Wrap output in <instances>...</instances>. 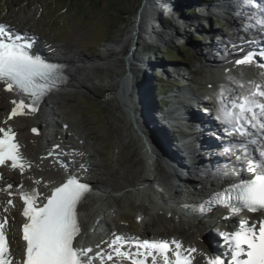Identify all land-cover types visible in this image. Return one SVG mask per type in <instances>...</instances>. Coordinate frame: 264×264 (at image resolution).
Segmentation results:
<instances>
[{"label":"snow or ice","instance_id":"6c2138e0","mask_svg":"<svg viewBox=\"0 0 264 264\" xmlns=\"http://www.w3.org/2000/svg\"><path fill=\"white\" fill-rule=\"evenodd\" d=\"M240 2L242 6L257 4V0ZM259 10L260 14L253 16L260 25L259 30L264 31V4L259 5ZM33 48V37L16 33L0 23V83L5 85V91L23 94L19 101H11L14 106L9 120L36 112L42 99L66 81L67 66L48 61L34 53ZM257 55L264 59V40L260 42L258 52L249 51L235 64H252ZM258 66L264 68V63H258ZM239 86L245 88L242 82ZM23 97L29 102L26 103ZM217 104L216 118L223 125L222 131L238 138L229 142L226 151L235 155L236 163L231 174L240 179L214 193L208 204L223 206L232 215L243 210L264 214V82H249L246 91L228 99L222 89L217 95ZM32 132L38 134L36 128ZM16 135L11 127H0V166L10 162L11 169L23 174L31 164L24 159ZM55 147L59 148V145ZM245 172L249 174L248 178L243 177ZM34 183L40 186L41 181L34 180ZM51 185L48 192L26 189L23 184L15 192H8L10 196L18 194L23 202L21 231L25 243L23 256L19 259L13 257L5 232L7 218L0 221V264H95L97 257H106L107 261L117 264L112 253L93 254V249L79 243L78 205L91 190L90 186L72 174L58 184L51 182ZM7 189H13L11 182L7 183ZM2 191L5 189L0 186ZM8 204L14 206L11 199ZM198 207L202 210L204 206ZM220 236L228 249V264H264V219L254 223L241 220L235 230ZM105 243L115 253V258L128 260L130 264H193V254L197 252L195 248L183 249L175 239L141 240L113 234V238ZM206 264H226V261L213 254L206 259Z\"/></svg>","mask_w":264,"mask_h":264},{"label":"bare ground","instance_id":"6f19581e","mask_svg":"<svg viewBox=\"0 0 264 264\" xmlns=\"http://www.w3.org/2000/svg\"><path fill=\"white\" fill-rule=\"evenodd\" d=\"M180 1H185V4H182L184 5V8H180ZM228 3L234 6L237 4V2H235L236 4H233L232 2ZM215 5L217 7L213 6L211 9L214 10V8H217L219 10V5ZM153 6H156L163 11L167 10L169 15H176L175 17L180 19H183L180 12L196 10L195 7L193 6L192 8L186 0H145V9L140 15L138 26L135 25L133 29L134 33L137 34V31H140L142 26L147 27L149 21H153L148 15V10ZM202 7H200V9H204L203 11H205L206 9ZM206 7L208 8L209 5L206 4ZM207 11L209 12L206 13H210L209 8ZM184 20L180 21L184 22ZM22 24L23 23H20L18 26V29L21 31L25 28ZM235 29L237 37L242 38L243 32L240 27H236ZM245 31L249 32L247 29ZM225 38L227 41H232V39H229L228 37ZM127 44L128 38H124L113 45L119 48L118 51L110 53L109 49L105 48L103 56L100 57L99 62H101V64L106 62L108 68L113 74L114 89H112V92L119 104L116 109L117 114L126 122V129L128 130L130 140L132 141V156L136 158L135 160H127L123 148L120 149L119 142H117L120 159L118 158L119 160L115 161L114 169L104 173L102 170L103 166L101 167L95 160V158L99 157L98 150L93 143L89 141L87 131H79L75 128V126L78 127L77 121L65 116V118L62 119V125L61 127L59 126V128L55 127V123L51 122L49 118L50 114L46 110L53 105L59 104L56 102V98L54 99L53 97L49 100L47 99L43 101L41 109H39L32 119L9 120V116L7 115V118L2 120V124H0L1 127H11L13 131L16 132L17 138L22 147V155L24 159L31 164V168H27L23 174L17 170L21 177L18 176L19 174L17 175L16 170L11 168H6V172L0 176V186H3L5 189L0 195V201L8 204V201L11 199L14 205L10 206L8 210L3 213V216L6 214H14L12 216H15L14 223L10 224L7 222L5 227L9 239L12 237L14 229L20 224L18 214L21 205L18 201L19 195L15 194L10 196L8 192H15L21 184H23L26 189L36 188L37 191L48 192L49 188L52 186L51 182L58 184L66 179L69 174L76 175L80 179L91 182L94 186V191L90 193L80 205V223L83 229H85V227L95 228L94 225H97L95 222L99 221L100 218L102 225L107 224L104 217L109 209V204L114 202L117 197L123 199L126 195L134 198L135 201L138 200L140 202L148 203L150 208L157 213L163 211L167 214L168 212L166 211L168 210L172 212V217L176 218V220H186L184 217L181 218L180 216L183 215V209H179L182 204L191 208L192 201H202L206 199L210 193L214 192L212 190L219 188L221 181L217 177L225 176V171L224 169H220L215 157L209 158L212 151L209 148H206L208 142L200 141L199 143L185 140L186 145H175L176 141L173 138L171 130L172 125L171 123H165V117L169 111L175 113L174 107L180 110V108L174 104L175 93L168 96L169 102L167 101V103L169 104L167 106V113L164 109L162 110L164 105L163 102L160 103V106L155 105L157 101L159 104L160 99L156 100L157 97L152 94L153 85H150V83L153 81L148 73L150 65H138V67H136L134 63L136 60L133 57L134 53H125ZM68 49L70 48L64 47L58 49L52 47L50 49L52 50L53 57L69 64V82L66 85V88H80L87 90L89 88L87 87L86 82H89L92 79L87 72L84 73L81 71V68L75 66L78 59L77 54L67 56L68 54H66V52L63 53L64 51H68ZM118 55L127 57L125 58V61L128 64L127 68L129 67L128 75H124L120 72L118 73L119 61L113 60V57H117ZM224 60L225 59H223V61ZM203 63L204 60H200L199 66L202 67ZM84 64L86 67H89L90 65H93L94 62ZM230 73H232V75H241L240 83H244L245 91L249 87V82H264L263 76L253 74L249 67H243ZM220 74L221 80L224 81L227 78V75L224 74V71H221ZM207 84L214 86L212 81H208L206 85ZM214 88L218 91V87L214 86ZM57 94H61V91ZM2 109L4 110L5 108L2 107ZM3 110V114L9 112V110ZM37 125H40L44 129L52 128L54 132V138L52 139L53 144L47 142L43 133H40L36 139L33 137L31 129ZM141 125H143L144 128L146 127L148 130L145 129L149 133L153 134L152 136L160 143L161 147L164 148L163 150H165L168 157H170L172 165L178 168L177 171L179 173L182 171L186 175L199 179L198 182L191 186L192 192L184 191L183 188L178 189L175 185L177 175L172 171V168H170L167 162L164 161L163 157L159 156L154 148L152 150L149 140L144 139L143 136L137 132L135 126L141 127ZM117 138L120 140L121 135ZM56 145H59V148H56ZM50 152L52 153L51 156H49ZM60 153L63 156L65 155L66 161H61L59 159ZM224 158L225 157H223V159ZM223 159L219 163H221ZM61 165L66 167H62ZM104 165L107 169L110 166L108 163H105ZM179 168L181 169L179 170ZM34 180H40V186H37L34 183ZM9 182L13 184L12 190L7 189V183ZM44 185H48V187H44ZM209 219L210 220L206 223H191L189 229H191L192 238L186 243L180 241L174 236L170 239H166L165 237L161 238L159 235L156 236L159 237V239L169 241L175 239L182 244L183 249H197V252L193 254L195 257L193 264H206L207 256L203 253L202 248H204L203 244H206L205 242L210 237L208 231L213 227H216L217 229L221 228L220 224L214 220L213 215H210ZM259 219H261V217ZM254 221H257V219L254 218ZM254 221L251 223H254ZM206 224H208L207 227ZM108 232L109 236L106 241H110L113 238L111 230L108 229ZM130 235L127 237H130ZM146 236L148 238H153L150 234ZM144 238L146 237H142V240ZM106 241H98L97 251L99 253L108 252L115 254L108 248L107 243H105ZM10 245L12 247V256L19 259L21 253L19 242L16 241L13 243L11 240ZM172 247L174 248L175 246L173 245ZM104 260H106V257ZM119 262L130 264L126 260H119Z\"/></svg>","mask_w":264,"mask_h":264},{"label":"rangeland","instance_id":"374dc122","mask_svg":"<svg viewBox=\"0 0 264 264\" xmlns=\"http://www.w3.org/2000/svg\"><path fill=\"white\" fill-rule=\"evenodd\" d=\"M186 1L193 8V6L202 7L217 0ZM180 3V8H184L182 4H185V1H180ZM144 9L145 0H90V3L83 0H0V20L4 19L17 28L20 23H23L24 29L29 34L39 35L49 47L70 48L63 53L66 52L67 56L77 54V67L91 77L92 80L86 82L89 89L64 88L61 94L53 96L59 104L51 106L46 111L49 112V118L53 123L54 121L62 123V119L67 116L77 121L78 127L75 126L77 130L87 131L89 141L99 152V157L95 160L101 167L103 166L104 173L114 169L115 161L120 159L117 142H119L120 149L123 148L127 160L136 159L132 156V141L126 129V122L117 114L116 109L119 104L112 92L114 89L113 74L106 62L102 64L99 62L105 48L109 49L110 53L118 51L119 48L113 45L128 38L125 53H134L135 66H141L142 63L152 66L148 73L153 81L150 85H153L152 94L157 97L156 100L161 99L160 95L165 91L174 89L165 83L164 77L159 81L153 79V75H159L154 69L156 65L162 68L181 66L187 69L192 79L189 83L190 88L196 90L199 88L200 92L197 95L206 100L205 94L208 92L206 83L210 81V76L208 71L199 66L200 60H204L201 50L206 49L205 46L210 43L212 36L225 34L221 17L213 15L201 17L197 11L189 9L190 11L180 12L183 18L180 19L156 6L148 10V15L153 21H149L147 27L142 26L136 34L133 29L135 25L138 26ZM225 37L227 36L224 35ZM125 58L127 57L118 55L113 57V60L119 61L118 73L128 75L129 67L127 68ZM88 62H94V64L86 67L84 63ZM157 85L160 87L157 88ZM5 101V98L0 96V124L3 120L1 117L5 116L2 113ZM209 103L204 105L208 109H214L213 102ZM155 105L160 106V102L158 104L157 101ZM54 126L59 128L56 123ZM135 127L144 139H154L155 143L160 145L146 127L147 130L143 125ZM48 129L44 132L45 139L49 138L46 136ZM120 135L121 139L118 140L117 137ZM149 142L153 150L152 142ZM159 145L158 147L161 148ZM163 151L161 150L162 153ZM157 153L161 157L164 155V153ZM105 163L110 165L108 169ZM16 172L18 175L17 170ZM18 176L21 177L20 174ZM1 203L5 202L0 201ZM12 215L8 217L10 224H13L15 219ZM104 219L107 224L102 226L114 232L134 234L138 237H146L150 234L155 239H159L156 235L170 236V238L174 236L185 243L192 238V232L189 229L190 221L176 220L174 217L167 216L163 211L157 213L150 208L148 203L135 201L128 195L123 199L117 197L114 202H111ZM213 228L208 231L209 241L215 238ZM14 235L13 231L10 238L13 243L16 242Z\"/></svg>","mask_w":264,"mask_h":264},{"label":"water","instance_id":"95a60500","mask_svg":"<svg viewBox=\"0 0 264 264\" xmlns=\"http://www.w3.org/2000/svg\"><path fill=\"white\" fill-rule=\"evenodd\" d=\"M150 139V138H149ZM149 141L152 142V145L154 147L155 150H157V152H159L160 154L162 153L161 152V149L158 147V145L155 143V140L154 139H150ZM163 154V153H162ZM164 161H166V158L164 157V155L162 156ZM167 162V161H166Z\"/></svg>","mask_w":264,"mask_h":264},{"label":"trees","instance_id":"16d2710c","mask_svg":"<svg viewBox=\"0 0 264 264\" xmlns=\"http://www.w3.org/2000/svg\"><path fill=\"white\" fill-rule=\"evenodd\" d=\"M70 1V0H69ZM83 1H88L90 3V0H83Z\"/></svg>","mask_w":264,"mask_h":264}]
</instances>
